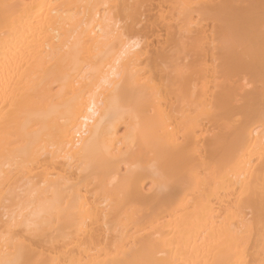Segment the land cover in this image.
<instances>
[{"label": "bare ground", "instance_id": "6f19581e", "mask_svg": "<svg viewBox=\"0 0 264 264\" xmlns=\"http://www.w3.org/2000/svg\"><path fill=\"white\" fill-rule=\"evenodd\" d=\"M0 264H264V0H0Z\"/></svg>", "mask_w": 264, "mask_h": 264}]
</instances>
